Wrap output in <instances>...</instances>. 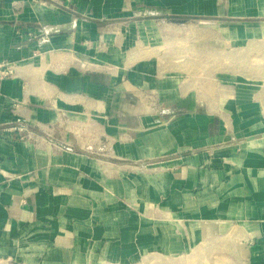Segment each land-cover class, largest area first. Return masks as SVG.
I'll return each instance as SVG.
<instances>
[{"label": "crops", "instance_id": "0c3cea01", "mask_svg": "<svg viewBox=\"0 0 264 264\" xmlns=\"http://www.w3.org/2000/svg\"><path fill=\"white\" fill-rule=\"evenodd\" d=\"M2 61L0 264H264V0H0Z\"/></svg>", "mask_w": 264, "mask_h": 264}, {"label": "rangeland", "instance_id": "374dc122", "mask_svg": "<svg viewBox=\"0 0 264 264\" xmlns=\"http://www.w3.org/2000/svg\"><path fill=\"white\" fill-rule=\"evenodd\" d=\"M177 107L174 108L173 112L167 114L168 118H173V124H209L207 126V133L213 134V126L212 124H262V114L257 113L254 115H249L246 112L244 113H230V112H223V113H212V112H184L180 113L177 112ZM230 109V108H229ZM254 116V117H253ZM211 124V126H210ZM23 129V128H22ZM25 129H23V132ZM207 245L206 243H203ZM201 244L202 246H204ZM207 248V246H205ZM179 261L177 263L182 264V258H177ZM228 257H212V256H189L186 257L184 260L186 264H228ZM176 260V259H175ZM165 264L161 259L157 258H149L146 264Z\"/></svg>", "mask_w": 264, "mask_h": 264}, {"label": "built area", "instance_id": "2783aa9c", "mask_svg": "<svg viewBox=\"0 0 264 264\" xmlns=\"http://www.w3.org/2000/svg\"><path fill=\"white\" fill-rule=\"evenodd\" d=\"M14 67L8 61H2L0 64V76L12 75L14 73ZM23 131V129H21Z\"/></svg>", "mask_w": 264, "mask_h": 264}]
</instances>
